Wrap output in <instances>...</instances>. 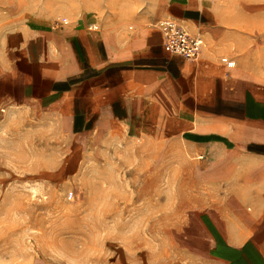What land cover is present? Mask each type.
Returning a JSON list of instances; mask_svg holds the SVG:
<instances>
[{
  "label": "crops",
  "instance_id": "1",
  "mask_svg": "<svg viewBox=\"0 0 264 264\" xmlns=\"http://www.w3.org/2000/svg\"><path fill=\"white\" fill-rule=\"evenodd\" d=\"M150 2L131 27L88 15L13 32L0 47V113H43L77 147L123 130L182 143L200 192L188 242L202 264H264V81L203 47L194 60L172 53L143 23L172 18L207 40L218 31L213 0Z\"/></svg>",
  "mask_w": 264,
  "mask_h": 264
},
{
  "label": "rangeland",
  "instance_id": "2",
  "mask_svg": "<svg viewBox=\"0 0 264 264\" xmlns=\"http://www.w3.org/2000/svg\"><path fill=\"white\" fill-rule=\"evenodd\" d=\"M213 1L218 31L203 48L264 81V0ZM150 3L0 0V47L37 22L90 15L91 24L124 19L131 27ZM144 16L153 25L172 19ZM183 151L182 143L130 130L77 147L43 113H0V264L204 263L188 242L190 206L200 192L185 172Z\"/></svg>",
  "mask_w": 264,
  "mask_h": 264
},
{
  "label": "built area",
  "instance_id": "3",
  "mask_svg": "<svg viewBox=\"0 0 264 264\" xmlns=\"http://www.w3.org/2000/svg\"><path fill=\"white\" fill-rule=\"evenodd\" d=\"M155 26L163 36V45L166 50L187 59L198 58L204 45L199 31L192 32L172 19L158 20Z\"/></svg>",
  "mask_w": 264,
  "mask_h": 264
},
{
  "label": "bare ground",
  "instance_id": "4",
  "mask_svg": "<svg viewBox=\"0 0 264 264\" xmlns=\"http://www.w3.org/2000/svg\"><path fill=\"white\" fill-rule=\"evenodd\" d=\"M28 20V19H27ZM30 24V23H29Z\"/></svg>",
  "mask_w": 264,
  "mask_h": 264
}]
</instances>
